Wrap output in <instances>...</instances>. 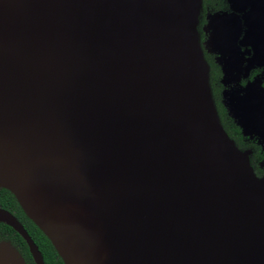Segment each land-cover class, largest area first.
Segmentation results:
<instances>
[{"label": "water", "instance_id": "1", "mask_svg": "<svg viewBox=\"0 0 264 264\" xmlns=\"http://www.w3.org/2000/svg\"><path fill=\"white\" fill-rule=\"evenodd\" d=\"M0 0V188L63 264H264V0ZM0 222L42 254L9 211ZM0 264H26L0 241Z\"/></svg>", "mask_w": 264, "mask_h": 264}, {"label": "flooded vegetation", "instance_id": "2", "mask_svg": "<svg viewBox=\"0 0 264 264\" xmlns=\"http://www.w3.org/2000/svg\"><path fill=\"white\" fill-rule=\"evenodd\" d=\"M204 19H205V16H204ZM204 23H205V21H204ZM203 24H201L200 27H202ZM202 38H204V34L202 35ZM258 75L261 77L262 85L264 86V64L262 66H260V67L252 68L249 71L248 77L246 79L242 80L241 83L244 84L247 80H252L255 76H258ZM239 132H240V140H241V145H242V147H239L240 149H250L251 150V155H252V152H261V154H262L261 146L257 143L255 138H249V137L243 136L241 134V131H239ZM251 155H250V158H251ZM262 159H263V155H262L261 159L257 162V164L262 170H264V167L260 166V162L262 161ZM262 175H264V173L261 174V175H258V176H262ZM9 198L10 197H9V195H7L5 189L0 188V207L5 209V210H7V211H9V212H11L16 217V219L19 221V223L25 229V231L27 232L29 237L37 245L38 249L40 250V252L42 254L44 264H46L45 256H44L42 248L46 249L48 252H49V250H48L46 244H41V239L38 240L36 232L39 229L23 213L22 209L20 208V206L17 203V201L14 198V196H13V198H14L16 204H17V208L18 209L12 207V205H11V203L9 201ZM4 240L5 241H9L17 249V251L23 257V259L26 262V264H35V262L33 260V257H32V254L30 252L29 245H28L27 241L24 239V237L18 231H16L13 227L7 225L6 223L0 222V241H4ZM41 246H42V248H41ZM51 249L54 250L52 245H51ZM54 252L56 253L55 250H54ZM51 255L53 256V254H51ZM54 260H55L54 264H59L57 262V260L61 261L60 257L57 255V253L55 255V259ZM61 264H63L62 261H61Z\"/></svg>", "mask_w": 264, "mask_h": 264}, {"label": "trees", "instance_id": "3", "mask_svg": "<svg viewBox=\"0 0 264 264\" xmlns=\"http://www.w3.org/2000/svg\"><path fill=\"white\" fill-rule=\"evenodd\" d=\"M227 9L226 0H202V12L200 14V24L199 29L201 32V36L203 35L201 31V24L204 23L205 19L204 16L207 12H214L219 10H225ZM203 39V38H202ZM205 58L209 63L210 66V85L212 89L213 98L218 110V114L222 123V126L224 127L227 134L236 142L238 147H242L241 140H240V130L238 126L233 122V120L227 115L225 108L221 104V91L223 86L220 83V77L221 72L218 67V65L214 62V57L208 53H205ZM262 154L261 152H252L250 162L254 168V171L256 174L261 175L264 173V170H262L257 162L261 159ZM7 195H9V201L13 208H17V204L13 198V196L10 194L9 191L5 190ZM18 209V208H17ZM37 237L38 240L41 239V244H46L49 252L42 248L44 256H45V262L46 264H54L55 262V255L53 249H51V245L49 241L45 238V236L41 233V231L37 230ZM53 254V256L51 255ZM59 264H61L60 260H57Z\"/></svg>", "mask_w": 264, "mask_h": 264}]
</instances>
